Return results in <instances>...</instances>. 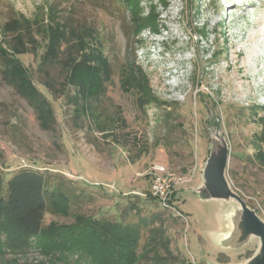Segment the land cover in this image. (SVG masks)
<instances>
[{"label":"rangeland","instance_id":"1","mask_svg":"<svg viewBox=\"0 0 264 264\" xmlns=\"http://www.w3.org/2000/svg\"><path fill=\"white\" fill-rule=\"evenodd\" d=\"M141 7L133 19L122 0H0V170L38 169L65 189L69 213L47 210L45 225L65 228L79 221L74 214L133 221L130 213L120 218L133 199L144 204L141 215H160L171 248L188 264H239L258 239L222 251L215 239L222 244L231 231L235 204L196 189L219 136L229 185L264 221V162L255 157L264 154V0ZM53 28L60 31L55 50L48 47ZM75 54L94 67L85 82L86 72L77 71L73 84ZM153 163L192 173L174 200L186 220L137 200L150 189ZM53 260L38 248L0 256V264L75 262Z\"/></svg>","mask_w":264,"mask_h":264},{"label":"trees","instance_id":"2","mask_svg":"<svg viewBox=\"0 0 264 264\" xmlns=\"http://www.w3.org/2000/svg\"><path fill=\"white\" fill-rule=\"evenodd\" d=\"M149 0H122L131 18L135 14H143L141 3ZM141 8V9H140ZM138 10V12H137ZM140 10V11H139ZM152 13L148 9L146 17H140L138 26L144 24ZM139 17V16H138ZM57 22V20H55ZM144 22V23H141ZM152 22V21H151ZM63 25L62 23H58ZM144 27V25H142ZM146 26V25H145ZM60 31L53 28L48 39V47L55 50L60 43L53 40ZM70 35V33H68ZM199 36H205L203 27L197 29ZM65 37L63 33L62 38ZM58 40V39H57ZM215 55V53H212ZM68 74V82L75 84L74 75L77 71L86 72L84 82L90 78V57L75 54ZM75 58V57H74ZM14 64V62L10 61ZM17 66V64H16ZM24 74V69H17ZM36 99L40 91L31 88ZM43 96V95H42ZM255 157L264 162V154L257 152ZM172 170V169H171ZM176 172V171H174ZM185 174L182 172H176ZM46 173L34 168L21 167L6 173L0 170V256H17L38 248L44 255L64 263L74 264H188V258L178 250L171 248V240L167 236L159 214L141 215L139 209L144 204L136 200L122 209L120 218L127 213L134 214L133 221L99 218L89 215L74 214L77 223L58 228L56 224H44V214L47 210L69 213L70 197L57 182ZM150 188V187H149ZM146 190L142 198L156 201ZM75 196V195H74ZM140 196V195H139ZM80 199V195H76ZM77 200V199H76ZM78 201V200H77ZM158 204V202L156 201ZM127 204V203H126ZM158 206H160L158 204ZM162 210L167 209L161 207ZM168 213H172L169 212ZM147 214V215H146ZM174 213H172L173 215ZM174 218L181 217L173 215ZM145 238L139 246L140 240ZM140 248V249H139Z\"/></svg>","mask_w":264,"mask_h":264},{"label":"water","instance_id":"3","mask_svg":"<svg viewBox=\"0 0 264 264\" xmlns=\"http://www.w3.org/2000/svg\"><path fill=\"white\" fill-rule=\"evenodd\" d=\"M220 142L211 148L210 156L202 170L203 183L196 189L206 199H217L223 202H232L235 209L231 213V231L224 236L222 244L218 246L224 250H236L248 244L249 237H256L258 245L253 254L239 264H264V221L249 208L244 199L232 189L225 176L227 164V145L216 136ZM221 148L219 156L217 150Z\"/></svg>","mask_w":264,"mask_h":264},{"label":"built area","instance_id":"4","mask_svg":"<svg viewBox=\"0 0 264 264\" xmlns=\"http://www.w3.org/2000/svg\"><path fill=\"white\" fill-rule=\"evenodd\" d=\"M148 175L150 177V195L161 207L186 220L185 215L175 208L176 191L178 186L191 181L192 173L179 174L169 169L165 164L153 163L148 170Z\"/></svg>","mask_w":264,"mask_h":264}]
</instances>
